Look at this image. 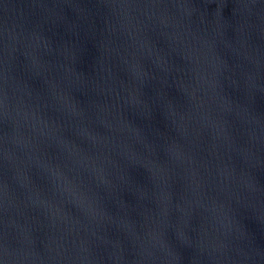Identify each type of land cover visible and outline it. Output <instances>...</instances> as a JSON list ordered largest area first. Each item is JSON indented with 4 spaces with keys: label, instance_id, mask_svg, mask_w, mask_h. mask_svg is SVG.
I'll use <instances>...</instances> for the list:
<instances>
[{
    "label": "water",
    "instance_id": "95a60500",
    "mask_svg": "<svg viewBox=\"0 0 264 264\" xmlns=\"http://www.w3.org/2000/svg\"><path fill=\"white\" fill-rule=\"evenodd\" d=\"M0 264H264V0H0Z\"/></svg>",
    "mask_w": 264,
    "mask_h": 264
}]
</instances>
